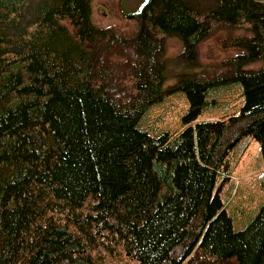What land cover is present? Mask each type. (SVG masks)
Here are the masks:
<instances>
[{
	"label": "trees",
	"instance_id": "1",
	"mask_svg": "<svg viewBox=\"0 0 264 264\" xmlns=\"http://www.w3.org/2000/svg\"><path fill=\"white\" fill-rule=\"evenodd\" d=\"M123 15L134 28L96 25L91 0H0V264H264V203L235 230L223 190L244 137L264 160V1ZM215 28L241 51L203 64ZM180 93L181 129L158 125Z\"/></svg>",
	"mask_w": 264,
	"mask_h": 264
},
{
	"label": "rangeland",
	"instance_id": "2",
	"mask_svg": "<svg viewBox=\"0 0 264 264\" xmlns=\"http://www.w3.org/2000/svg\"><path fill=\"white\" fill-rule=\"evenodd\" d=\"M146 0H91L93 19L96 25L101 27L120 26L127 29L134 28V23L124 17V13L136 14L140 12ZM221 28H215L210 36L198 46L199 60L203 64H211L222 61L241 51L231 48L224 39L225 32ZM181 51V43L176 37L166 39V56L170 59L168 66V79L166 85L175 81V74L183 71V68L175 62L176 55ZM262 62L253 64L258 66ZM127 89H131L130 81L122 82ZM223 89L225 96L221 97L230 105L241 104L243 101L242 90L239 84H231ZM158 104V103H157ZM223 105L222 107H224ZM188 110V104L184 93L167 96L158 105L153 106L155 113L165 112L157 124L181 129V117ZM237 156V158H236ZM229 164L223 167L230 168L232 174L223 186L224 192L233 181L232 197L228 204V212L233 218L235 230L244 229L252 220L259 207L264 203V160L259 143L251 138L244 137L239 146L231 153ZM235 160V161H234ZM111 264H137L123 258L112 260ZM227 264H236L230 261Z\"/></svg>",
	"mask_w": 264,
	"mask_h": 264
},
{
	"label": "water",
	"instance_id": "3",
	"mask_svg": "<svg viewBox=\"0 0 264 264\" xmlns=\"http://www.w3.org/2000/svg\"><path fill=\"white\" fill-rule=\"evenodd\" d=\"M262 1H264V0H262Z\"/></svg>",
	"mask_w": 264,
	"mask_h": 264
}]
</instances>
